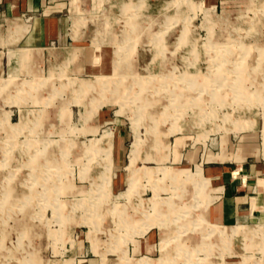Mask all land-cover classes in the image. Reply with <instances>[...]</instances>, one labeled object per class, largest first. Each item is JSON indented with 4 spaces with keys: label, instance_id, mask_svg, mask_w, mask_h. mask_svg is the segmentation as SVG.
<instances>
[{
    "label": "rangeland",
    "instance_id": "obj_1",
    "mask_svg": "<svg viewBox=\"0 0 264 264\" xmlns=\"http://www.w3.org/2000/svg\"><path fill=\"white\" fill-rule=\"evenodd\" d=\"M80 1L81 53L35 88L51 99L4 105L25 125L0 131V264H130L120 244L139 264H264V224L209 221L202 168L263 147L264 0ZM134 225L151 253L133 254Z\"/></svg>",
    "mask_w": 264,
    "mask_h": 264
},
{
    "label": "crops",
    "instance_id": "obj_2",
    "mask_svg": "<svg viewBox=\"0 0 264 264\" xmlns=\"http://www.w3.org/2000/svg\"><path fill=\"white\" fill-rule=\"evenodd\" d=\"M76 1L82 8V1ZM71 6L78 8L74 0H0V100L2 101L0 107L5 112H10L9 126L3 128L0 125L1 132H13L11 129L13 123H18L16 126L18 129L25 125L23 120L11 119L15 112L12 108H4L5 104L12 106L28 101L51 99L49 96L44 98L37 94L38 90L35 88L45 86L48 79L54 76L55 65L60 66L61 75L70 71L73 59L76 58L75 51L81 53L82 45L69 44L72 41L78 42L82 38V31L75 25V20L79 16L72 15ZM22 51H28L29 57H26L31 59H19L17 54L25 58L20 54ZM43 61L49 66L48 74L40 77L39 72L42 70ZM20 71L28 72L31 78L25 80L17 78L20 74H24ZM80 79L87 78L72 77L68 79V83L77 89L76 84ZM66 84L61 83L64 86ZM13 101H20V104ZM22 117L25 118V115ZM127 133L125 128L120 126L114 138L113 162L117 167H124L125 164L127 154L124 143ZM227 148H230V141L227 142L224 150ZM202 168L210 177L214 187V195H212L214 198L206 211L211 223L222 226L238 223L252 226L264 224V135L263 147L260 150L245 142L242 143L235 158L204 160ZM141 225H134L128 236L132 237L130 241L133 244V254L151 253L154 250V242L150 234L143 236V234L135 233L140 230ZM135 240H142L141 252L136 250ZM162 240L159 244L160 251H163ZM120 251L122 257L126 258L130 264H139V260L147 256V254H141L138 257L134 255L126 257V248L121 244ZM165 256L167 252L150 257L158 260ZM102 260L104 262V256ZM87 261L89 264H95L96 258L89 257Z\"/></svg>",
    "mask_w": 264,
    "mask_h": 264
},
{
    "label": "bare ground",
    "instance_id": "obj_3",
    "mask_svg": "<svg viewBox=\"0 0 264 264\" xmlns=\"http://www.w3.org/2000/svg\"><path fill=\"white\" fill-rule=\"evenodd\" d=\"M260 22H261V21H260ZM28 54H29L28 51H22V52H21V55H22V56H25V57H26ZM37 54H38V53H37ZM37 54H36V55H37ZM38 55H39V54H38ZM28 57H29V56H28Z\"/></svg>",
    "mask_w": 264,
    "mask_h": 264
}]
</instances>
